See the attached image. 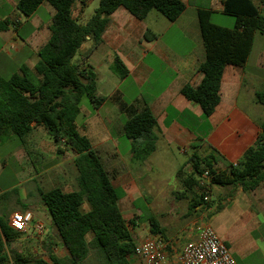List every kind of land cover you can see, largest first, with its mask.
I'll use <instances>...</instances> for the list:
<instances>
[{
  "label": "crops",
  "instance_id": "obj_1",
  "mask_svg": "<svg viewBox=\"0 0 264 264\" xmlns=\"http://www.w3.org/2000/svg\"><path fill=\"white\" fill-rule=\"evenodd\" d=\"M181 1L186 9L174 22L157 10L151 11L144 20H139L120 7L110 17L102 44L93 49V43L89 40L76 57L78 61L80 56L92 50L87 61L97 74L98 95L106 98L94 114H84L82 108L77 125L80 133L87 136L93 148L99 151L105 167L106 160L111 164L110 170L106 169L114 176L112 183L125 192V197L119 201L122 213L124 206L137 207L142 196L137 180L147 178L142 170L147 161L139 163L132 160L134 142L124 134L125 121L138 110L148 106L157 119L159 139L157 150L152 155L159 151L169 155L173 147L187 153V149L197 145L202 156L209 155L210 150L216 148L228 162L236 163L261 132L264 107L256 103L255 96L264 90V35H255L251 54L243 66L226 67L220 104L210 118H205L202 108L181 92L187 84L198 86L203 78L199 67L206 61V51L200 14L210 13L211 23L217 26L232 28L235 22L227 19L229 15L224 12L225 0ZM18 2L0 0V25L6 20L9 22L0 29V77L18 73L23 64L33 70L39 61L38 52L51 37L50 26L56 13L54 7L44 2L33 15L26 17L18 11ZM252 2L264 15V0ZM99 3L100 0H76L73 17L86 24ZM147 31L157 38L146 40ZM12 44L16 48L9 50ZM117 57L129 71L124 79L111 70ZM247 107L257 108L256 118L245 112ZM13 138L11 136L6 140L12 141ZM124 138L130 141L127 145H131V149L126 154L134 162L133 168L122 167L126 157L122 156L119 147ZM59 148L63 152L59 153ZM69 152L64 145H56L43 126H37L25 143L20 141L16 154L19 165L15 173L16 182L6 189L0 186V195L31 182L34 185L30 191H24L25 200H17L21 202L19 209L9 213L6 209H0V220L9 223L14 213L31 211L35 221L44 224L45 232L39 237L20 235L9 245L26 241L35 243L36 251L48 239L51 241L55 236L60 238L40 190L48 192L62 188L71 192L77 189L76 155H73L74 166L71 167ZM37 155L39 158L35 160ZM8 166L0 167V179ZM191 172L189 170V174ZM148 206L143 207L149 209ZM221 212H225L229 218L221 238L237 258V263L249 264L250 261V264H264V182L253 192H244L241 188L235 194L229 192ZM90 235L93 236L90 233L88 237ZM55 254L60 258L58 251ZM130 262L142 264L134 255Z\"/></svg>",
  "mask_w": 264,
  "mask_h": 264
},
{
  "label": "trees",
  "instance_id": "obj_2",
  "mask_svg": "<svg viewBox=\"0 0 264 264\" xmlns=\"http://www.w3.org/2000/svg\"><path fill=\"white\" fill-rule=\"evenodd\" d=\"M44 2L52 5L56 13L50 26L51 37L38 52L39 61L35 68L32 70L23 64L18 73L0 77V142L14 136L25 143L37 126H43L56 145H64L76 155V190H40L42 201L68 255L66 260L52 255L50 261L24 251L13 252L11 256L7 246L20 234L9 223L0 220V264L11 260L14 264H67V261L68 264H83L91 243L100 251L106 264H131L137 242L119 207L125 192L113 185L114 176L106 169L99 151L93 148L87 136L80 133L77 125L84 96L89 98L95 109L106 101L105 97L98 95L97 74L87 61L92 50L80 56L77 62L73 60L87 41H92L93 49L102 44L110 17L120 7L139 20L157 10L174 22L183 14L186 5L181 0H100L86 24L73 17L76 0H19L17 9L30 17ZM224 12L234 18L232 28L211 23L210 13L201 12L206 51V61L199 67L203 78L198 86L187 84L181 91L189 101L202 108L205 118H210L220 104L226 67L243 66L251 54L255 35H264V15L252 0H225ZM8 23L7 20L2 22L0 29ZM156 38L150 31L145 34L146 40ZM111 70L121 79L129 74L119 57L111 65ZM255 98L256 103L264 107V90L257 92ZM157 128V119L148 106L125 121V136L134 142L141 141L131 150L133 161L144 163L156 152ZM192 148L195 151L186 163L192 172L186 175L184 167L177 172L183 191L176 196L183 199L187 194L192 195L191 213L208 205L204 194L197 193L203 189L201 182L205 172H208L205 181L208 189L218 186L253 192L264 182V121L257 139L236 163L228 162L216 148H212L207 156L199 154L197 145ZM58 152L63 151L59 148ZM220 163L226 167L225 170L217 168ZM86 202L90 209L84 212L82 207ZM222 208L220 205L219 212ZM142 214L141 219L150 224L151 233L165 237L159 219L147 208ZM131 224L137 226L133 220ZM90 233L94 235L91 242L88 241Z\"/></svg>",
  "mask_w": 264,
  "mask_h": 264
},
{
  "label": "rangeland",
  "instance_id": "obj_3",
  "mask_svg": "<svg viewBox=\"0 0 264 264\" xmlns=\"http://www.w3.org/2000/svg\"><path fill=\"white\" fill-rule=\"evenodd\" d=\"M227 19H231L233 22H235L234 18L231 16L227 17ZM8 49L10 50V47H8ZM73 62H77L76 58L73 60ZM11 74L9 73L7 76L9 77ZM81 108L84 109V114L87 115L94 114L96 112V109L93 107L87 96L82 98ZM244 110L249 116L256 118V107H247ZM261 116H264V114ZM128 141L129 140L127 138H124V140L121 141L119 151L121 152L122 156L126 157L124 159L125 163H123L124 165H122V167L133 168L134 162H132L126 154L131 149V145H127ZM140 143L141 141L137 140L134 142V146H139ZM19 144L20 140L14 137L12 141L5 140L0 145V167L9 165L5 168L6 170L4 175L0 179V186L2 189H6L8 186L13 185L16 182L15 173L17 168H19L16 160V154L17 146ZM193 153L194 150L191 148L187 149V153H185L179 148L173 147L172 150H170L169 155H165L162 151H159L152 155L150 160H147V162L142 166V170L145 171L144 173H146L147 178L137 180L142 192V196L139 199L140 202L138 203L137 207L131 205L130 207L124 206L122 208L123 214L130 225L137 244L153 235L151 233L150 224L148 222L142 221L141 219L143 215L142 211L144 209L143 206L146 204L149 205V209L147 208L149 213L155 215L159 219L161 227H163L165 231L164 234L166 238L175 239L178 241H186L189 237L194 222L198 221L199 219H205L216 231V233L220 237H223L227 225L226 222L229 218L225 212H219L218 209L220 205L223 206L224 202H226L229 192L232 191L235 194L236 191H233L232 188L212 186L209 188V200L207 201L208 205L200 206L192 213L189 211V204L191 202L192 195L187 194V197L183 199L176 197L179 192L183 191V186L177 178V171L184 167L185 174L189 175V170L191 172V168L190 165H185V163ZM68 155V158H70L69 165L73 167L74 153L70 151ZM58 156L61 157L59 154ZM36 158L37 159L35 160H38L39 155H37ZM31 160L34 162L32 155ZM106 162V167L108 170H110L111 164L108 162V160H106ZM36 167L39 168V165H36ZM217 168L220 171L226 169L222 163H220ZM33 185V182H31L26 186L18 187L5 195H0V209H6L8 213L19 209L21 202H18L17 200L19 198L21 200H25L26 197L24 191H30L33 188ZM197 193L198 195L202 194V190H197ZM89 208L90 205L86 202L82 209L84 211L88 210ZM223 215H225L226 218ZM132 220L137 223V226H133L131 224ZM91 234L93 235V233ZM93 236L90 235L88 237V241L91 242ZM39 246L40 248L35 251V243L20 241L13 246L8 245L7 248L11 256H13V252L15 253L24 251L25 253L35 255L45 260H50L52 255L59 258L55 254L56 251H58L59 255H61L60 259L66 260L68 253L58 236L53 237L51 241L48 239L46 243H41ZM248 263L250 264V261H248ZM83 264L106 263L100 251L91 243L88 257Z\"/></svg>",
  "mask_w": 264,
  "mask_h": 264
},
{
  "label": "built area",
  "instance_id": "obj_4",
  "mask_svg": "<svg viewBox=\"0 0 264 264\" xmlns=\"http://www.w3.org/2000/svg\"><path fill=\"white\" fill-rule=\"evenodd\" d=\"M11 45L10 50H14ZM208 172L204 173L201 186L205 201L209 200L206 185ZM9 226L27 237H39L45 232L42 222L35 221L31 211L16 212L9 219ZM136 256L142 264H238L231 249L205 220L194 222L186 241L152 235L139 242L135 248ZM7 264H14L11 260Z\"/></svg>",
  "mask_w": 264,
  "mask_h": 264
}]
</instances>
